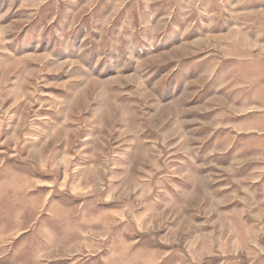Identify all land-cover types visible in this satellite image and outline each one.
Returning a JSON list of instances; mask_svg holds the SVG:
<instances>
[{
  "label": "rangeland",
  "instance_id": "1",
  "mask_svg": "<svg viewBox=\"0 0 264 264\" xmlns=\"http://www.w3.org/2000/svg\"><path fill=\"white\" fill-rule=\"evenodd\" d=\"M0 264H264V0H0Z\"/></svg>",
  "mask_w": 264,
  "mask_h": 264
},
{
  "label": "bare ground",
  "instance_id": "2",
  "mask_svg": "<svg viewBox=\"0 0 264 264\" xmlns=\"http://www.w3.org/2000/svg\"><path fill=\"white\" fill-rule=\"evenodd\" d=\"M218 39H219V42L221 43V39H222V38H218ZM215 43H217V38H216V41H215Z\"/></svg>",
  "mask_w": 264,
  "mask_h": 264
}]
</instances>
